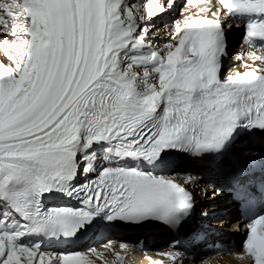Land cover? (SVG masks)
<instances>
[{
	"label": "snow or ice",
	"instance_id": "snow-or-ice-1",
	"mask_svg": "<svg viewBox=\"0 0 264 264\" xmlns=\"http://www.w3.org/2000/svg\"><path fill=\"white\" fill-rule=\"evenodd\" d=\"M168 10L164 0H0L10 61L0 62V264H95V248L46 251L41 240L75 238L97 218L178 231L198 177L175 172L172 153L234 181L249 206L264 197V0L182 13L157 48L148 33ZM225 24L246 29L258 69L245 63L221 78ZM55 195L79 206H46ZM243 249L248 264H264V214ZM159 255L185 260L180 250Z\"/></svg>",
	"mask_w": 264,
	"mask_h": 264
},
{
	"label": "bare ground",
	"instance_id": "bare-ground-1",
	"mask_svg": "<svg viewBox=\"0 0 264 264\" xmlns=\"http://www.w3.org/2000/svg\"><path fill=\"white\" fill-rule=\"evenodd\" d=\"M205 4H206V1H204V0H196L195 4H191V6L189 5L188 7L185 6L186 8L183 10L184 11L183 14L193 13L194 10H196L198 8L200 9V8L205 7L204 6ZM211 4H213V7L212 8L214 10H216V8L218 7V0H211ZM192 5H195V6L193 7ZM209 14H210V12H209ZM181 18H182V16L179 19H181ZM156 22H157L156 24H159L161 22L160 17L157 18ZM229 22L232 23L233 25L236 24V22H233V21H229ZM168 28H169V26H168ZM226 28H227V24H225V29ZM237 28H238L237 32H240V31L243 32V28L242 27H232L231 29L228 30L229 32L226 31L227 37L230 39V41L228 39V41H229L228 42V48H230L231 44H233L234 42H236L238 40V33H236V35H233L232 34V33H234L236 31ZM171 32H169V33H171ZM148 37H149V40L151 41L152 38H153L152 33H151L150 36L148 35ZM5 39L11 40L12 37H10V36L9 37H5ZM169 39H171L170 34H169ZM151 44L154 47H157V48H162L165 45V44L158 43L156 41H151ZM243 45H244V43H243ZM250 51H257L258 52V49H256V48L255 49H248L247 47H245V48L238 47L236 49V51H235L236 56H234V57L228 56V58L226 60V65L223 66V68H222L221 78L222 79L225 78L229 73H231L233 71H236V70L243 71L244 70L245 63L251 64L252 67L258 69L261 66L260 61L252 62L251 60H249L248 59V53ZM241 56H243L242 59L239 58ZM0 62H4L5 64L10 63V61L8 60V57L4 54L2 48H0ZM225 70H227V71H225ZM165 174H167V172ZM206 185L207 184L205 182H201V183H199L197 185V188L199 189L201 187H204V189L206 191L212 190V189H208V187ZM206 199H208V200H214L215 197H207V198H205L203 200L205 201ZM226 200H227V198L224 197L223 199H221V200L219 199L218 201H213V202H210V203H204V205H207L206 207H208V209L210 211H215V210H218L219 209V206L220 205L225 204V201ZM222 207L225 208L224 206H222ZM232 214H233V211L232 210L231 211H228L224 215H219V217L216 218V219H214L213 221L222 226L221 229H222L224 235H227L229 237L238 238L239 234L236 233L237 227H234V225L237 223L235 221L236 220V217H234ZM214 217H216V215ZM111 238H115V236L112 235ZM121 240H125V238L123 237V238H121ZM108 244L109 243L107 242L104 245H101V246L97 247V249L99 250V253H102V256H100V257H92L94 259V261H95V264H105V261H107L108 264H112V261H111V258L110 257L112 256V253H115V251L110 252L108 250H104V248H105L104 246L105 245H108ZM154 245L155 244H153V245L150 246V249L151 250H154V249H156L158 247V246H156V248H154L155 247ZM116 248H117V250L120 251L119 253L121 254L122 257L127 258L129 264H131V263H133V264H135V263H137V264H148L147 259L145 257H143L142 254L134 252V249H129V248L128 249H125V248L118 249V245H116ZM88 250L89 249H86L83 252H87ZM166 252H167V250L164 249L163 251L157 252L155 254L157 255L158 258H164V257H162L159 254L160 253H166ZM112 257L115 258V255L113 254ZM222 258H225V257H222ZM127 260H123L122 261V264H126L125 262ZM225 262H229V260L228 259H224V260H221L219 262H213L211 260H208V261H206L205 264H225ZM117 264H120V262H118Z\"/></svg>",
	"mask_w": 264,
	"mask_h": 264
},
{
	"label": "rangeland",
	"instance_id": "rangeland-1",
	"mask_svg": "<svg viewBox=\"0 0 264 264\" xmlns=\"http://www.w3.org/2000/svg\"><path fill=\"white\" fill-rule=\"evenodd\" d=\"M165 1V0H164ZM180 6H182V3L180 2L179 4H178V7H180ZM189 6V5H188ZM188 6H186V7H188ZM186 7H184V8H181V10H179V12L180 11H183ZM177 13V15H176V20L177 19H179L181 16H182V13ZM175 16V15H174ZM158 17H160V19L162 18L161 16H158ZM157 17V18H158ZM157 18H155L153 21H152V26H151V31H149V33H148V35L150 36L151 35V33H152V36L154 37V38H152V40L151 41H156V42H158V43H161V44H167V43H170V42H172V40L171 39H169V32H171L173 29H172V21L173 20H175L174 19V17H173V19L168 23V24H162L161 22L159 23V24H156L157 22H156V20H157ZM155 23V24H154ZM155 26V27H154ZM167 26V27H166ZM168 26H169V28H168ZM153 29V30H152ZM163 29V30H162ZM166 29V30H165ZM238 29V28H237ZM168 30V31H167ZM236 33H239V32H237V30L234 32V33H232L233 35H236ZM241 35V33H239L238 34V37ZM150 41V42H151ZM228 70V69H227ZM227 70H225V71H227Z\"/></svg>",
	"mask_w": 264,
	"mask_h": 264
}]
</instances>
